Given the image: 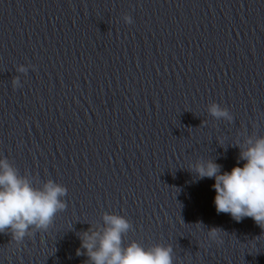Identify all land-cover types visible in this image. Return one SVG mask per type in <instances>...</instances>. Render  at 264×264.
<instances>
[{"label":"clouds","instance_id":"1","mask_svg":"<svg viewBox=\"0 0 264 264\" xmlns=\"http://www.w3.org/2000/svg\"><path fill=\"white\" fill-rule=\"evenodd\" d=\"M123 20L131 24L132 17ZM18 73L27 68L19 65ZM13 88L21 86L19 76L12 79ZM208 114L215 120L231 123L233 114L227 107L212 102ZM239 149L237 165L231 171H221V165L212 158H198L188 170L198 180L214 179V204L217 213L229 214L237 222L252 218L264 229V136L238 133L232 145ZM244 161L240 166L239 162ZM68 189L52 179L41 181L36 175L20 170L7 157L0 158V233H10L18 245L35 232H45L54 223L58 213L67 208L63 199ZM102 224L90 225L79 233L81 241L77 255L87 257L86 264H174L173 247L161 243L145 247L124 237L132 229V223L123 215L104 212ZM220 228L208 229L210 241L222 243Z\"/></svg>","mask_w":264,"mask_h":264}]
</instances>
